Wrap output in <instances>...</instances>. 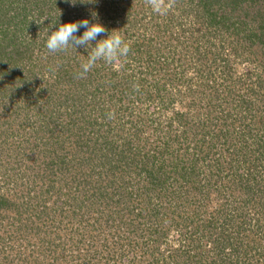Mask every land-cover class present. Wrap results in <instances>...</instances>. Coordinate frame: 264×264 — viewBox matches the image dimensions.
<instances>
[{"label": "rangeland", "instance_id": "obj_1", "mask_svg": "<svg viewBox=\"0 0 264 264\" xmlns=\"http://www.w3.org/2000/svg\"><path fill=\"white\" fill-rule=\"evenodd\" d=\"M190 1L196 3V0ZM254 1L258 2L246 0L240 9L231 12V16L239 17L237 21L245 19L249 22L254 11L264 7V0ZM72 2L75 4L66 0H0V51L4 49L5 55L0 60V72L3 73L1 82L17 83L22 76L26 84L28 77H36L34 79L43 81L44 85L49 82L57 84L66 80L62 74L68 72L70 83L77 82L88 91L95 90L94 95L86 93L87 100H82L84 104L89 105L91 102L107 106L106 115L109 112L115 113L113 119L105 116L104 120H98L104 123L102 135L109 143H96L95 130H91L90 134L88 128H84L79 135L86 142L85 151L77 143V137H72L71 143L64 145L60 144L59 136L53 135L54 139L57 138L54 145L53 140L49 142L47 132L42 139L34 140L32 134L19 132L16 128L10 131L5 127L4 132L0 129V264H65V261L73 259L74 253L67 252L64 246L68 247L73 242H81L83 247L79 249L80 253L83 256L86 253L87 256L88 251L89 258L93 259L94 256L99 264H161L160 255L164 253L168 257L164 250L168 243H176L174 235L178 229L171 228L174 232L163 235L162 245L153 243L152 252L148 249L153 245L147 246L145 238L150 236V232L165 226V221L170 226L175 224L167 219L168 216L173 217L172 214L167 215L163 211L169 204L171 208L190 204L192 206L188 209L201 211L207 203V195L204 193L210 192L208 188H202V185H208V172L213 173L212 179L223 181V186L230 194L232 190L228 185L234 171L229 169L227 163L230 158L236 160L234 170L243 171V178L239 181L241 188L234 189V199H242L251 187L253 194H256L260 183L264 186V139L260 138L257 122L264 119V101L259 96L264 89L256 78L258 76L262 79L264 71L256 64L257 60L251 62L242 59L253 53L255 59L263 61L262 51L259 52L261 47L254 45L250 49L243 39L234 36L227 38L214 25L205 27L203 23L207 21L202 17L203 13L194 9L193 4L189 5L187 0H177L166 15L152 12L145 0ZM93 13L97 15L96 20L93 19ZM8 17H14L15 20ZM84 19L90 23L99 22L110 35L111 31L117 30L125 42L129 43L130 52L122 59V65H129L126 73L124 65H108L100 60L85 78H77L81 64L88 55L83 47H78L76 52L69 48L66 53H48L45 32L49 25ZM169 25H172L175 39L181 38V44L176 43V46L189 48L187 52L190 59L184 67L176 66L172 69L167 79L163 78L165 89L174 90V100L170 99L168 109L163 108L165 103L161 102V108L159 104L147 108L156 100L153 97L144 100L135 92L134 85L127 84L123 76L130 77V72L140 65L147 72V52L153 50L157 54L160 49L162 51V47H168L163 41L170 33L167 29ZM51 30H56L55 26ZM84 31L81 28L75 34L80 36ZM201 34L213 40L210 42L211 49L205 48L203 39H198ZM103 38L106 35L98 36L97 40ZM91 43L94 46L96 42ZM174 44L173 40L172 46ZM28 46L33 49L30 60L27 58ZM17 51L21 52L23 60L7 58H15ZM211 62L207 68L206 63ZM41 64L46 67L40 71ZM174 77L176 82L180 79L179 85L171 81ZM119 82L120 85L113 88L112 85ZM26 89L22 90L25 95L29 92ZM37 89L34 91L37 92ZM175 89L187 96L179 98ZM109 90L116 93L117 99L121 98L115 102V106L106 104L111 102L108 99ZM139 90L148 89L145 85L139 87ZM4 94L0 93V126L5 116L9 115L1 106V102L6 99ZM129 105L133 106L134 111H127ZM117 109H121V112ZM174 113L185 116V122L189 125L187 129L192 126V135H189L191 142H187L183 159L188 165L189 158L201 155L198 157V165H194L199 176L196 175L191 183L189 180L185 183L181 180L161 181L163 177L160 175L155 177L157 180L150 182L148 174L152 175L153 170L150 166H141V156L133 155V152L136 153L135 146L126 144L127 137L134 139L149 136L155 139L156 144H162L167 136L165 129L169 121L165 115L173 116ZM203 126L213 127V134L220 136L211 151L215 152L211 157L220 159L218 165L214 159H207L211 145L206 135L202 136ZM198 131L201 136L195 135L193 139V134ZM178 141L182 144L181 140ZM132 156L136 157L135 160ZM161 160L166 162L169 158L162 157ZM88 162L98 163V166L89 165L86 168ZM216 167L222 168V176L216 177ZM139 172L141 175H138ZM163 172H166L165 176L170 174L166 164L159 171L160 174ZM248 177L250 180H246ZM83 180L86 181L82 183ZM144 186L147 193L137 197L136 191ZM199 191H203V194ZM210 197L215 203L214 195L210 194ZM207 205L208 209L216 207L210 202ZM153 211H159L160 214L154 216ZM143 215H146L145 219ZM147 217L153 219L152 224ZM158 217L163 218V221H159ZM125 238L126 241H121L124 247H121V243L117 244L118 240ZM178 249V253H182L184 247L180 245ZM179 257L178 261L162 260V263L208 264L207 260L200 261L195 256ZM79 262L83 264L81 260Z\"/></svg>", "mask_w": 264, "mask_h": 264}, {"label": "trees", "instance_id": "obj_2", "mask_svg": "<svg viewBox=\"0 0 264 264\" xmlns=\"http://www.w3.org/2000/svg\"><path fill=\"white\" fill-rule=\"evenodd\" d=\"M245 1L246 0H196V3H193L192 1L187 0L189 5L193 4L194 9H196L199 13H203L202 17L207 21L206 23H203L205 24V27L206 25H214L218 27L219 29L217 30L220 31L221 34H224L227 38L229 36H234L243 39V41L246 43V46H248L250 49H252L254 45H257V48H259L258 45H260L261 49L259 52L262 51L261 58L263 61H261L259 58L255 59L254 57L256 55L253 53H250V55L248 54V57L246 58H241L251 62H256L255 60H257L258 63L256 62V64L261 66L262 70L264 71V7L262 10L254 11L252 14V19L249 21L252 26H250L249 22L245 21V19L237 21L236 18L239 17L231 16V12L240 9L242 5L246 3ZM251 1L255 3L258 2L254 0ZM175 3H177V0ZM216 5L219 7L215 8ZM217 10L224 11V13H221ZM6 17L7 16H5V18ZM8 18L15 20L14 17ZM167 29H169L170 33H168V36L164 38L163 42L164 45H167L168 47H162V51L160 49V52L157 54H154L153 50H149L147 52L146 56L148 57V61L145 63V70L148 72V74L140 65L139 67H136V70H132V72H130V77H127L126 75L123 76V78L125 77L126 83L133 84L135 92L138 95H141L144 100H149L152 97L154 100H156V103H151V105L147 106V108L152 106L155 107L156 104L160 105L161 102L165 103L162 105L164 106L163 108L166 107L168 109V106L171 104L170 99L174 100V90L165 89L163 85L164 82H162L164 81L163 78L167 79V75H169L172 69H174L176 66L184 67L188 62L187 60L190 59L189 52H187V49L189 48H186V46L183 48L176 46V43L178 45L181 44V38L177 37L175 39L176 35L171 31L172 25L167 26ZM198 39H203L202 41L204 42L205 48H210V42L213 41L210 40L207 35L203 34H201V37H198ZM173 40L175 44L172 46ZM182 44H184V38ZM28 47L29 51L27 58L30 60L33 49L31 46ZM252 54L253 56H251ZM15 55V58H13V56H9L7 58L10 60H23V58H21V52L17 51ZM4 57L5 55L3 49L0 51V60ZM189 64L191 63L189 62ZM211 64L212 62L209 64L206 63L207 68L211 66ZM123 65V70L125 72L129 68V65ZM44 67L46 66L41 64L40 71ZM134 71L138 72L133 73ZM161 72H164L163 75L160 74ZM96 73L98 72L96 71ZM2 75L3 73L0 72V82ZM52 75L53 74L50 76ZM62 75L66 78V80H62L57 84L49 82L48 85H44L43 81H37L34 79L36 77H33V79L28 77L29 79L26 81L27 84L24 82L22 76L19 77L20 79L17 80V83L11 84L6 83L5 80L2 81L0 83V93L4 92V97H6V99L1 102V106L5 111L8 112L9 115L5 116L3 119L1 123L2 125L0 126L1 131L4 132L5 127L10 131L16 128L19 132H28L29 135L32 134L34 140L42 139L46 135L45 132H47L49 142L53 140L54 145L57 142V138L54 139L53 135H56L57 137L59 136L61 139L60 144L64 143V145L67 142L71 143L72 137H77V143L79 146H82V150L85 151L87 146L86 142H84L82 137L79 135L84 128H88L90 134L91 130H95L93 132L96 134V143H109V141H107L102 135L104 123L98 122V120H104L105 116H107L105 114V108L107 106H100L91 102H89V105L84 104L82 100L86 99L88 96L86 93L94 95L95 90L88 91V89L77 82L70 83L68 72H64ZM147 76L149 77V80L147 79ZM256 78L258 84H260V87L264 89V75L262 79H260L261 77L258 76ZM31 81L35 83L33 87H31L33 84ZM171 81L175 85H179L180 79H178L176 82V78L174 77L171 79ZM253 82L254 81H252V84ZM121 83L123 82L121 81ZM119 85L120 82L112 86L115 88ZM145 85L148 90L140 91L139 87H143ZM25 88H27L26 92L29 91L28 94L26 93V95L24 92H22V90ZM35 88H38L37 92L34 91ZM95 88L97 89L98 87ZM175 90L176 93H178L177 95L179 98L181 96H187L186 94H183L181 90ZM111 91L112 90L108 91V99L111 102L108 101L106 104H113L115 106V102L121 100V98L118 97L117 99L116 93L113 91V93H110ZM33 92H35V94ZM259 96L260 99L264 101V92L259 94ZM87 106L90 108L87 109ZM129 106L128 108L126 107L127 111H134L133 106ZM162 106L160 105V108ZM117 111L121 112V109H117ZM18 114L21 115L16 116ZM165 116L167 119H169V121L167 123L168 127L165 129L167 136L162 144H156L155 139H152V137L149 136L143 138L138 137L134 139L127 137L126 144L131 147H133L132 145L135 146L134 150L136 153L133 152V155H136L137 157L141 156V159L138 158L140 162L142 161L141 166H150L153 170L152 175L148 174V179H150V182L157 180L155 177H159L160 175L163 177L161 181L181 180L185 183L187 180H189L191 183L192 179H194L196 175L199 176V172L195 171V166L198 165L197 161L200 154L195 155L196 158H189L187 165V163L184 162L183 153L187 149V142H191L189 140L191 139V136L189 135H192V126L190 129H187L189 125L185 122L186 118L181 113H174L173 116H167L166 114ZM257 122H259L261 134L260 138L264 139V119ZM27 126L28 128H26ZM209 126L211 125L209 124ZM209 126L202 127V136L206 135L205 137H207L209 140L208 143L211 145L207 152V157L209 158H206L210 161H213L214 159V162L218 165V163L220 164V159L211 157V155L215 154V152L212 153L211 151H213L212 148L215 147L214 142L217 141L220 136L217 134L214 135L213 127ZM198 134L201 136L200 131H198L196 134H193V139L194 137L198 136ZM178 140H181L182 144H180ZM45 142L48 143V141ZM184 142L186 143L185 145ZM262 143L264 144V142ZM94 156L96 155L94 154ZM162 157H167L169 160L165 162V160H161ZM132 158L135 160L136 157L132 156ZM235 161V159L230 158L227 163V165H229V169L234 171V173L231 175V181L228 185L232 190L230 194L227 192V188L223 186V181H217V178L212 179L213 173L211 171L207 173L210 175L208 185H202V188L206 187L210 192H212L210 193L206 191V193H204L207 195L206 202L215 204L216 207L208 209L209 205L205 203L201 211H199L193 208L188 209L192 206H190V204L186 206L183 204L180 207L172 208L171 204H169V207L166 206V208L163 209V211L167 212V215L168 213L172 214L173 217L168 216L167 219L171 223L174 222L175 224L170 226V224L165 221V226L162 225L160 229L158 228L159 230L153 231V233L150 232V236L148 235L147 238H145L147 246L149 244L153 245V243H157L155 245H162L161 242L164 241V238L161 237H163V235H167L168 232H174L171 230V228L178 229L177 234L174 235L177 240L176 243L170 244L168 243L170 241L166 242L168 243V247L164 251L167 253L168 257H166L164 253L160 255L163 261L172 260L175 262L178 261L179 256L184 255L187 258L195 256L200 259V261L203 259L207 260L208 264H264V186H262V183H260L258 186L259 190L256 194H253L254 190H252L251 187L250 189L246 190L242 196V199H234V189L237 190L241 188L239 187V181L243 178L241 176L243 171H237L236 168L234 170ZM165 164L166 167H169L170 171V174L167 176H165L166 172H163V174L159 173L161 168L165 167ZM89 165L98 166V163L93 164V162H88L86 168L89 167ZM215 174L216 177H219L220 175L222 176L224 174L222 168L216 167ZM138 175H141V173L139 172ZM178 176H180V178H178ZM246 180H250V177L246 178ZM85 181L86 180H83L82 183ZM85 184H87V182ZM145 191H148L146 186H144L140 191H136L135 195L137 197H141L143 194L147 193ZM199 192L203 194V191ZM210 194L214 195L215 203L213 202V198L210 197ZM180 195L183 196V192H181ZM180 195L178 198H180ZM240 205L241 207H239ZM183 213L186 214L184 215ZM159 214V211L152 212V215L154 216H158ZM143 216L145 219L146 215ZM147 219L150 224H152L151 221L153 219L149 217H147ZM160 220L163 221V218H159V221ZM124 234L127 233L124 232ZM155 235L156 237L154 238ZM126 239L127 238L118 240L117 244L121 243V247H124L121 241H126ZM80 243L81 242H73L70 243L68 247L64 246V249L67 252L74 253L72 256L73 259H71V261L66 259L67 261L64 263L68 264L69 262V264H82L79 262L81 260L83 264H99V262L96 263L94 256L93 259L89 258L87 247H85V249L87 251L88 257L86 256V253H84V256L80 253L81 251H79V249L83 247V245ZM129 245H131V243H129ZM180 245L184 247L182 253H178L180 251V249H178ZM153 250L154 245L148 249L150 252ZM162 260H160L161 264H163ZM184 261H187V259H184Z\"/></svg>", "mask_w": 264, "mask_h": 264}, {"label": "clouds", "instance_id": "obj_3", "mask_svg": "<svg viewBox=\"0 0 264 264\" xmlns=\"http://www.w3.org/2000/svg\"><path fill=\"white\" fill-rule=\"evenodd\" d=\"M71 4H75L72 0H66ZM91 0L89 3H94ZM146 4L151 8L152 12L157 15H166L175 5L176 0H145ZM93 19H97V15L93 13ZM55 26L56 30H51ZM84 28L82 35L77 36L75 33L79 29ZM108 30L99 22L90 23L84 19L72 23L51 24L45 32V47L48 53H66L69 48L76 52L78 47H83L88 52L85 62L81 64V71L77 78H85L87 73L96 65L97 61L103 60L108 65L122 66V59L126 58L130 52L129 43L125 42L117 30ZM106 35V38L97 40L98 36ZM95 41V45L91 42ZM115 113L107 114L109 119L114 118Z\"/></svg>", "mask_w": 264, "mask_h": 264}]
</instances>
